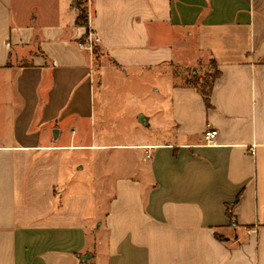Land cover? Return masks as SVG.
<instances>
[{"label": "crops", "instance_id": "1", "mask_svg": "<svg viewBox=\"0 0 264 264\" xmlns=\"http://www.w3.org/2000/svg\"><path fill=\"white\" fill-rule=\"evenodd\" d=\"M77 14L0 0V264H264V0H88V29ZM204 60L209 106L176 72ZM146 74L166 83L137 115L150 133L99 142L96 81ZM71 149L95 152L96 189Z\"/></svg>", "mask_w": 264, "mask_h": 264}, {"label": "rangeland", "instance_id": "2", "mask_svg": "<svg viewBox=\"0 0 264 264\" xmlns=\"http://www.w3.org/2000/svg\"><path fill=\"white\" fill-rule=\"evenodd\" d=\"M92 50H95L94 45ZM101 54L102 52L100 49L96 51V57L99 58ZM176 72L178 74H183L187 83L197 85V82L201 84L203 81L210 84V76L216 73V68L212 62L204 60L194 71H192L191 68H179ZM155 77V75L146 74V76L141 78L136 75L130 77V79L124 80L109 79L106 81L104 89H102V96L97 86L98 82L96 81L95 118L97 123L94 127V131L91 133H93L94 136L96 135L99 142H136L139 137L144 136L146 133H150L146 127L137 124L136 120L140 112L155 116L156 111H154L152 108L154 106H151V104L160 101L162 94L165 92L166 85V83L158 84L155 81ZM157 88L160 89V93L154 92L153 89ZM102 126L106 127L107 130H103ZM74 140L75 139L71 137V133L64 129L59 143H74L71 142ZM95 155V152L78 151L76 149L63 152L65 169L72 167L76 168L78 165L85 166L82 170L77 168L75 172L72 171V173H74L72 179L88 191L96 189L94 184L96 181H99L98 170L95 168ZM100 172L102 171L99 170V174H101Z\"/></svg>", "mask_w": 264, "mask_h": 264}, {"label": "trees", "instance_id": "3", "mask_svg": "<svg viewBox=\"0 0 264 264\" xmlns=\"http://www.w3.org/2000/svg\"><path fill=\"white\" fill-rule=\"evenodd\" d=\"M74 7L77 9V18H76V25L79 27H84L88 29L89 26V14H88V0H74ZM83 42L86 44L87 43V38L83 40ZM95 50L93 51L94 54L96 55V51L99 50V47L97 45H94ZM217 72L213 74L211 77V83L208 84L207 82H197V89L201 92L202 96L204 97L207 105H210V97H211V92H212V86H213V81L217 77Z\"/></svg>", "mask_w": 264, "mask_h": 264}, {"label": "built area", "instance_id": "4", "mask_svg": "<svg viewBox=\"0 0 264 264\" xmlns=\"http://www.w3.org/2000/svg\"><path fill=\"white\" fill-rule=\"evenodd\" d=\"M89 38L90 39L92 38L91 33H89ZM90 39H89V47L92 49L93 42H92V39L91 40ZM217 137H218V131L214 130V129H210L204 134V141L207 145H213L215 143Z\"/></svg>", "mask_w": 264, "mask_h": 264}]
</instances>
